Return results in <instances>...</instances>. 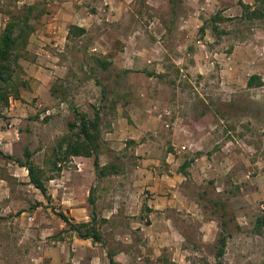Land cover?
Returning a JSON list of instances; mask_svg holds the SVG:
<instances>
[{"label":"rangeland","instance_id":"obj_1","mask_svg":"<svg viewBox=\"0 0 264 264\" xmlns=\"http://www.w3.org/2000/svg\"><path fill=\"white\" fill-rule=\"evenodd\" d=\"M241 2L203 0L201 10L192 0L173 9L170 0H0V31L34 6L13 77L19 98L0 103V126L16 118L17 130L3 133V148L21 160L29 152L49 196L28 176L0 182V264H114L107 252L123 250L130 264H158L169 262L166 244L186 264H211L216 201L234 218L221 263L264 264V227H255L264 215V18H245ZM70 24L85 33L68 37ZM251 74L263 84L248 87ZM14 100L21 108L10 110ZM74 109L98 113L99 163L118 173L97 179L83 156L55 170L52 151ZM59 212L74 223L94 212L104 243L67 231Z\"/></svg>","mask_w":264,"mask_h":264},{"label":"trees","instance_id":"obj_2","mask_svg":"<svg viewBox=\"0 0 264 264\" xmlns=\"http://www.w3.org/2000/svg\"><path fill=\"white\" fill-rule=\"evenodd\" d=\"M177 0H170L172 3V9L175 6ZM242 13L245 18L259 19L264 18V0H253V7L247 3H240ZM34 9L33 5L26 8L25 12L21 16H13L8 20L0 31V103L3 107L9 105V97L19 98L18 85L14 82L15 68L19 67L18 61L21 57V51L23 52L29 35L33 32V26L29 22V18ZM173 12V10H172ZM217 14L212 16V19H216ZM221 19V18H218ZM215 29V26H213ZM85 33V28L70 24L68 26V37L79 36ZM99 65L105 69L109 64L104 60H97ZM23 84V83H22ZM248 87L260 86L263 84L262 78L257 74H251L246 82ZM56 88H53L52 92H55ZM60 102H65L64 98H59ZM225 111L213 110V116L223 117ZM75 117L73 120L67 121V127L70 131L69 134L63 135L57 142L52 151L53 159L51 162L55 170L61 169L56 166L57 162L66 159L68 156H83L92 157V163L94 167L95 177L97 179L105 177L109 174L118 173L117 166L113 163H107L100 165L98 159V152L100 149V128H99V116L95 112L92 118H89L86 113L79 112L74 109ZM26 160H21L10 154H5L0 150V155L10 161H14L17 165L25 167L27 170L29 183L38 189L45 198H49L46 192V186L37 173L36 167L30 162V154L25 151ZM192 160H185L180 165V172L183 176L187 175L186 168L189 166ZM88 202L92 207H95V196L93 189L90 188L88 195ZM216 209L215 213H219L220 217V229L221 232L217 237V247L215 249L214 257L215 261L211 264H222L221 258L224 255L225 246L229 232L224 233L223 229L233 218V212L227 203L222 201L214 202ZM58 216L67 225V231H74L76 236L80 239H90L94 243H104V238L100 230V223L98 222L94 212L90 214V220L86 222L74 223L71 222L62 212L58 213ZM105 221V220H101ZM255 227L262 229L264 227V215L259 216L256 220ZM113 252H107L109 263L113 261Z\"/></svg>","mask_w":264,"mask_h":264},{"label":"crops","instance_id":"obj_3","mask_svg":"<svg viewBox=\"0 0 264 264\" xmlns=\"http://www.w3.org/2000/svg\"><path fill=\"white\" fill-rule=\"evenodd\" d=\"M192 1H193V5L194 6H200L201 10H203L204 7L201 6V3L203 2V0H192ZM205 1H207V0H205ZM210 1H212V0H210ZM242 1L244 3L252 5V7H253V0H242ZM229 9L230 10H234L236 12L239 11L237 6H232ZM195 10L198 11L197 9H195ZM197 15H198V13H197ZM197 15L195 16L196 18L199 17ZM257 30H259V29H256V32H257ZM260 33L263 34V36H264V27L260 28ZM14 107H17V109L21 108V105L18 107L17 100H14L13 102L10 103V107H9L10 110L14 109ZM12 113H15V112H12ZM12 121H13V118H12ZM12 123H16V118H15V122H12ZM12 123H10V122L7 123L6 122V125H4V127L0 126V150L3 153H5V154H10V155H12V153L8 150V148H6V147L3 148V141H2L1 137H2L3 133H7V132L8 133H10V132L13 133V131L14 132L17 131V130H14V127H13L14 124H12ZM5 145L7 146L8 143H6ZM6 161H7V162H5L6 166L11 165V164H12V166L7 168V171H9V174H5L3 177H0V182L1 181L2 182L6 181V179H9L12 182L15 181L17 183H24L26 181V179H27L26 176H28L26 168L17 165L14 161H10V160H6ZM6 203H7L6 200L3 201V204H6ZM0 207H1V204H0ZM2 211H4V209H2ZM1 213L2 212H0V216H1ZM2 240H3V234H0V242H2ZM147 245H149V244H147ZM166 246L168 247L167 248V251H168L167 255L169 257V259H168L169 262H167V260H164V262L161 260V263H158V264H180V263L186 264L185 263L186 260L181 259V258L185 259V255L180 256L179 253H176V251L178 250L177 245H175V244H166ZM122 254H124V250L120 251V253L116 257L113 258L112 262H114V264H130V262L127 259V257H129L128 252L125 251L124 255H125L126 258H123ZM93 255H95V254H93ZM90 263L94 264L93 262H90ZM131 264H140V263L139 262H134V263H131Z\"/></svg>","mask_w":264,"mask_h":264},{"label":"built area","instance_id":"obj_4","mask_svg":"<svg viewBox=\"0 0 264 264\" xmlns=\"http://www.w3.org/2000/svg\"><path fill=\"white\" fill-rule=\"evenodd\" d=\"M29 219H32L31 217H29Z\"/></svg>","mask_w":264,"mask_h":264}]
</instances>
